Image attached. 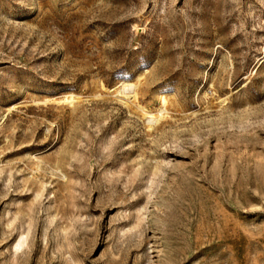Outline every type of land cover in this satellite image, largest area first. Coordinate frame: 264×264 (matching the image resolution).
Listing matches in <instances>:
<instances>
[{
	"label": "rangeland",
	"instance_id": "obj_1",
	"mask_svg": "<svg viewBox=\"0 0 264 264\" xmlns=\"http://www.w3.org/2000/svg\"><path fill=\"white\" fill-rule=\"evenodd\" d=\"M0 264H264V0H0Z\"/></svg>",
	"mask_w": 264,
	"mask_h": 264
},
{
	"label": "bare ground",
	"instance_id": "obj_2",
	"mask_svg": "<svg viewBox=\"0 0 264 264\" xmlns=\"http://www.w3.org/2000/svg\"><path fill=\"white\" fill-rule=\"evenodd\" d=\"M130 85H131V84H130L129 82H122L121 87H122L123 89H127ZM103 88H105V87H103ZM119 91L121 92V90H119ZM122 91H123V90H122ZM72 99H74V97H72ZM163 102L165 103V100H163ZM156 117H157L156 115L150 113V119H151V118H156ZM19 239H20V238H19ZM20 241H23V240H19V241L17 242V244L14 246V247H15L14 250H16V249L20 248V246H22L21 244H23V243H20Z\"/></svg>",
	"mask_w": 264,
	"mask_h": 264
}]
</instances>
